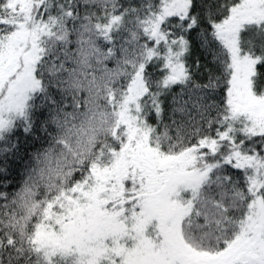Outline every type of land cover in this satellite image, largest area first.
<instances>
[{"label":"snow or ice","instance_id":"snow-or-ice-1","mask_svg":"<svg viewBox=\"0 0 264 264\" xmlns=\"http://www.w3.org/2000/svg\"><path fill=\"white\" fill-rule=\"evenodd\" d=\"M0 264H264V0H0Z\"/></svg>","mask_w":264,"mask_h":264}]
</instances>
